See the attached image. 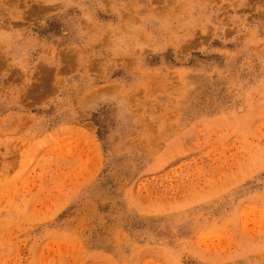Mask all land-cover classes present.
I'll return each mask as SVG.
<instances>
[{
    "label": "rangeland",
    "instance_id": "1",
    "mask_svg": "<svg viewBox=\"0 0 264 264\" xmlns=\"http://www.w3.org/2000/svg\"><path fill=\"white\" fill-rule=\"evenodd\" d=\"M0 264H264V0H0Z\"/></svg>",
    "mask_w": 264,
    "mask_h": 264
}]
</instances>
